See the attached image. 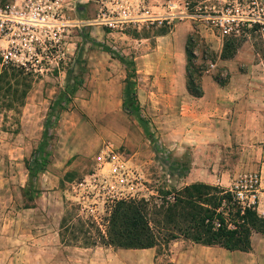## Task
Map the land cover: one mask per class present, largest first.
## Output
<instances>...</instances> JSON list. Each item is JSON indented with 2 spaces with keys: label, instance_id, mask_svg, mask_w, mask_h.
<instances>
[{
  "label": "rangeland",
  "instance_id": "rangeland-1",
  "mask_svg": "<svg viewBox=\"0 0 264 264\" xmlns=\"http://www.w3.org/2000/svg\"><path fill=\"white\" fill-rule=\"evenodd\" d=\"M51 1L58 8L62 57L42 54L39 62L20 67L2 65L0 57L1 70L21 69L27 84L14 93L0 90V209L8 202L14 216L10 222L0 216V264H264V234L252 236L248 252L183 238L150 249L85 248L82 235L70 234L82 222L93 237L106 234L113 185L157 203L163 192L193 183L238 187L264 217V0ZM12 2L21 0H0ZM226 10L252 25L239 26L242 45L232 59L221 60L228 36L214 18ZM187 43L202 90L213 86L234 107L220 130L214 126L216 133L205 116L186 114L183 106L193 98L173 92ZM106 49L133 62L139 118L148 135L138 117L122 108L130 66ZM65 88L64 109L55 105L48 146L39 155L49 164L29 176L24 163L40 146L49 106ZM255 108L260 119L253 118ZM207 109L197 106L200 115ZM35 192L54 200L48 213L40 206L39 227L31 230L25 209ZM63 216L68 222L61 228Z\"/></svg>",
  "mask_w": 264,
  "mask_h": 264
},
{
  "label": "trees",
  "instance_id": "trees-1",
  "mask_svg": "<svg viewBox=\"0 0 264 264\" xmlns=\"http://www.w3.org/2000/svg\"><path fill=\"white\" fill-rule=\"evenodd\" d=\"M233 34L223 43L221 60L232 59L244 41L237 34ZM106 50L114 59L127 67L130 66L125 79L122 108L129 115L138 117L148 135L150 132L147 126L139 118L140 106L134 88L136 72L133 62H126L123 56L115 55L110 49ZM184 53L186 91L189 96L200 98L203 96L199 80L201 71L193 62L195 55L188 43ZM25 82L24 72L19 68L6 67L0 72V90L3 87L4 94L10 91L14 93L19 84L25 87ZM66 88L68 89V86ZM66 88L59 92L57 100L49 106L40 146L31 153L30 160L24 163L29 176L44 171L49 164L46 156L40 158L39 155L48 146V129L55 105L59 106L60 110L64 109L61 99L67 95ZM241 191V188L226 189L218 185L193 183L173 193L163 192L160 203L150 202L145 198L116 201L112 204L105 235L93 237L88 234L89 229L83 228V222L78 228L72 229L70 234L73 239L82 235L85 248L102 245L116 249H150L161 242L168 243L183 238L201 246H217L230 252H248L251 249L252 236L264 234V217L259 213L256 203H250ZM153 209L154 218L150 219ZM67 222V217L63 216L60 227L65 226ZM76 232L77 235L74 234Z\"/></svg>",
  "mask_w": 264,
  "mask_h": 264
},
{
  "label": "built area",
  "instance_id": "built-area-1",
  "mask_svg": "<svg viewBox=\"0 0 264 264\" xmlns=\"http://www.w3.org/2000/svg\"><path fill=\"white\" fill-rule=\"evenodd\" d=\"M57 11L58 8H56L55 2L51 0H21V2L0 4V41L5 45L0 50L2 65L25 66L29 61H38L42 54H50L53 60L62 57L61 41L60 38H56L57 31L60 29L58 26L60 24L56 22L55 17L58 15ZM214 19L216 21L215 25L221 29L222 36L236 34L240 25H252L251 19L247 20V18L234 16L228 10L221 12V15ZM242 20L247 21L243 22ZM44 70L42 68L39 71L43 72ZM109 157L112 160L115 159L114 154ZM113 169L117 171L118 166H114ZM85 183L84 180L83 183L78 185L84 187ZM118 186L116 190L114 189L115 185L109 188V197L113 198L109 199L111 204L120 200L141 199V197L128 192L121 185ZM249 186L252 187V184H249ZM236 188L238 189V187ZM241 193L243 194L242 191ZM241 193L240 195H242ZM82 198L88 199L89 197L84 194ZM245 198L247 199V197Z\"/></svg>",
  "mask_w": 264,
  "mask_h": 264
},
{
  "label": "crops",
  "instance_id": "crops-1",
  "mask_svg": "<svg viewBox=\"0 0 264 264\" xmlns=\"http://www.w3.org/2000/svg\"><path fill=\"white\" fill-rule=\"evenodd\" d=\"M178 65L180 66V71L178 69L179 76H177V78L180 81V84L177 85L176 87H173V92L177 93L176 92L177 90L178 93L182 94L183 96V92L187 93L186 87H185V78L183 76L185 75V65H186L184 51L181 52V54H179ZM0 70H1V65H0ZM212 87L208 86L207 88H204L203 96L200 98H193L190 96L191 98H193V101L187 102L186 106H183V107H185L186 114L191 117L200 118L202 116H205L210 123L211 130H213L215 125H217L218 130H220V126L222 123H224V119H226L227 117L230 118V116H232V110L234 109V107L232 106V104H229L230 106L227 107L226 105H228V103L224 102L222 98H219L217 94V89L214 87L212 88ZM177 97L178 96L174 95L173 99L176 100ZM240 104H242V102L238 103L237 105L239 106ZM199 105H208L207 111L202 115H200V112L197 110V106ZM253 118L255 119L261 118V111H259L258 108L254 110L253 112ZM213 133H216L215 130H213ZM187 136L188 135H186L185 138H187ZM34 194L35 196H33L30 202L31 204L29 205V207L25 209V212L29 213L30 215V218L26 219L25 221H26V224L28 225V228L31 230L33 228L39 227V221L36 219L37 218L36 214L38 213L40 206L45 205V211L48 213L49 204H52V200H54L52 197L43 198L42 196H38L37 192H35ZM8 204L10 205V203L6 202L5 205H3V207L0 209V216L3 217L2 218L3 220L5 218L10 222V220L14 221V216L11 210L12 206H9ZM6 205L7 207H10L9 210L4 209ZM40 226H42V223ZM33 243H37V241H34Z\"/></svg>",
  "mask_w": 264,
  "mask_h": 264
}]
</instances>
